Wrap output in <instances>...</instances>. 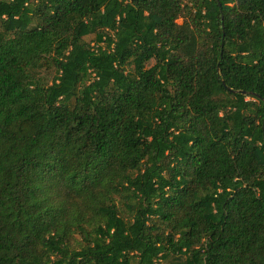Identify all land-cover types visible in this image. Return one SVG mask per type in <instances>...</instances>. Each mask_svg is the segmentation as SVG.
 I'll return each instance as SVG.
<instances>
[{
  "label": "trees",
  "instance_id": "obj_1",
  "mask_svg": "<svg viewBox=\"0 0 264 264\" xmlns=\"http://www.w3.org/2000/svg\"><path fill=\"white\" fill-rule=\"evenodd\" d=\"M264 0H0V264H264Z\"/></svg>",
  "mask_w": 264,
  "mask_h": 264
},
{
  "label": "water",
  "instance_id": "obj_2",
  "mask_svg": "<svg viewBox=\"0 0 264 264\" xmlns=\"http://www.w3.org/2000/svg\"><path fill=\"white\" fill-rule=\"evenodd\" d=\"M263 126H264V120H263Z\"/></svg>",
  "mask_w": 264,
  "mask_h": 264
}]
</instances>
